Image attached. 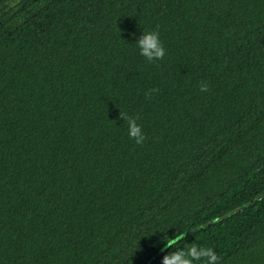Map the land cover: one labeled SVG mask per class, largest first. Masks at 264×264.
<instances>
[{"label":"trees","instance_id":"obj_1","mask_svg":"<svg viewBox=\"0 0 264 264\" xmlns=\"http://www.w3.org/2000/svg\"><path fill=\"white\" fill-rule=\"evenodd\" d=\"M193 244L264 264V0H0V264Z\"/></svg>","mask_w":264,"mask_h":264},{"label":"clouds","instance_id":"obj_2","mask_svg":"<svg viewBox=\"0 0 264 264\" xmlns=\"http://www.w3.org/2000/svg\"><path fill=\"white\" fill-rule=\"evenodd\" d=\"M139 48L140 55L148 61L162 59L165 55V49L162 46L159 36L156 32H143L141 37L135 42ZM201 91H207V85H201ZM128 136L136 144L143 143L145 136L140 125L134 118L128 119ZM258 199L262 197H257ZM218 256L211 247H198L195 244L190 248L165 255L162 264H195L200 261L202 264H218Z\"/></svg>","mask_w":264,"mask_h":264}]
</instances>
